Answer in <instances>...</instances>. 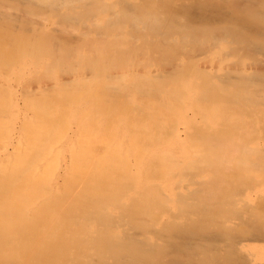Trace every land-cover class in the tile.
<instances>
[{
  "label": "bare ground",
  "instance_id": "1",
  "mask_svg": "<svg viewBox=\"0 0 264 264\" xmlns=\"http://www.w3.org/2000/svg\"><path fill=\"white\" fill-rule=\"evenodd\" d=\"M236 244L264 245V0H0V264Z\"/></svg>",
  "mask_w": 264,
  "mask_h": 264
},
{
  "label": "rangeland",
  "instance_id": "2",
  "mask_svg": "<svg viewBox=\"0 0 264 264\" xmlns=\"http://www.w3.org/2000/svg\"><path fill=\"white\" fill-rule=\"evenodd\" d=\"M240 250V259L243 264H264V245H250L242 246L239 244L234 245ZM187 256H182L181 259L185 260ZM189 260V256H188ZM197 260H195L196 262Z\"/></svg>",
  "mask_w": 264,
  "mask_h": 264
}]
</instances>
